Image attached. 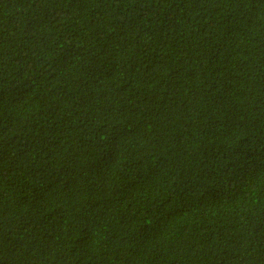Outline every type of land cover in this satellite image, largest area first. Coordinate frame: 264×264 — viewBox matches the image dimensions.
<instances>
[{"label":"trees","instance_id":"trees-1","mask_svg":"<svg viewBox=\"0 0 264 264\" xmlns=\"http://www.w3.org/2000/svg\"><path fill=\"white\" fill-rule=\"evenodd\" d=\"M0 264H264V0H0Z\"/></svg>","mask_w":264,"mask_h":264}]
</instances>
